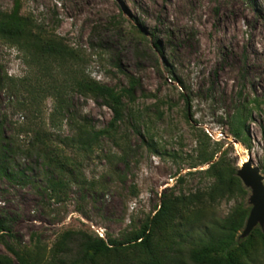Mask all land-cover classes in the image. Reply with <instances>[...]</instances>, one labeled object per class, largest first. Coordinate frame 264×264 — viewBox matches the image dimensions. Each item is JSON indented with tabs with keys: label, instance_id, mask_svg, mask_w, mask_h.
<instances>
[{
	"label": "rangeland",
	"instance_id": "1",
	"mask_svg": "<svg viewBox=\"0 0 264 264\" xmlns=\"http://www.w3.org/2000/svg\"><path fill=\"white\" fill-rule=\"evenodd\" d=\"M88 1L0 0V12L18 7L43 36L73 48L78 75L118 91L131 77L138 82L113 137H100L88 151L55 142L80 165L72 175L80 183L53 193L48 178L57 170L35 154L14 157L12 170L26 179L0 175V219L11 227L5 241L47 264L65 232L124 241L166 200L177 207L176 219L153 235L166 264H194L190 248L209 242L243 210L248 217L236 236V246L245 245L241 259L264 264V219L249 227L254 191L238 176L246 160L264 185V0H97L87 7ZM50 70L0 39V122L9 137L29 129L19 136L21 145L33 130L55 140L72 135L67 116L56 114L55 93L41 88L51 78L71 84V68L53 63ZM61 94L75 119L96 129L113 116L102 99L70 89ZM239 112L245 142L233 143L230 125ZM203 154L214 158L204 162ZM219 161L242 182L224 196L214 193L211 167ZM1 254L19 264L3 239ZM141 261L139 249L126 245L95 264Z\"/></svg>",
	"mask_w": 264,
	"mask_h": 264
},
{
	"label": "trees",
	"instance_id": "2",
	"mask_svg": "<svg viewBox=\"0 0 264 264\" xmlns=\"http://www.w3.org/2000/svg\"><path fill=\"white\" fill-rule=\"evenodd\" d=\"M38 28L31 18L20 14V8L18 7L10 13L0 12V39L13 43L19 46L21 50L26 51L32 60L41 64V69L47 74L52 73L50 68L53 63L55 65H67L71 68L70 72L66 74L71 79V84L67 83L68 81L59 84L55 78H51L41 88L43 91L55 93L56 114H65L67 116L72 135L64 137L60 135L57 136L58 140H55L52 133H42V131L33 130L34 134L30 142L21 145V141L18 138L22 133L29 132V129H17L16 137H9L3 133V122H0V175L10 180L16 179L17 176L21 177L22 180L26 179L24 171L16 173L12 170L14 157L19 154H35L38 158L44 159L47 167L57 170L54 172V177L48 178L49 189L57 194L58 191L66 190L72 184L80 183L72 177L74 173H77L80 165L64 149L54 148L55 142L59 141L60 144L68 148L71 147L73 150L88 151L97 145L100 137H113V134L127 117L126 111L129 104L126 102L125 97L130 103H134L135 88L138 82L134 77H131L130 86L118 91L113 87L101 85L90 78H86L84 74L82 76L78 75V69L74 68L76 57L74 49L61 40L46 38ZM6 79L11 84L13 83L8 76H6ZM13 88L15 87L11 85L12 90ZM67 89L102 99L103 104L113 114L108 125L104 128L96 129L85 118L81 120L75 119L71 114L69 102L61 94L62 91ZM28 91L31 96V90L28 89ZM23 103L25 104V102ZM133 128L138 130L135 123ZM230 132L235 139L245 142L246 125L240 112L232 117ZM213 158L214 154H203L204 162L212 161ZM262 166L264 171V160ZM211 169L217 179L214 193L224 196L231 193L236 187H241L242 182L236 176V171L224 167L221 161L212 164ZM82 183L84 184V181ZM177 212L175 205L163 200L156 214L152 218H148L137 233L124 241L110 240L107 242L103 238L93 237L84 232L67 231L60 236L55 245L52 260L47 262V264H95L99 256L113 249L117 250L126 247V245L139 249L143 256L141 264H166L169 258L166 260V256L160 255L154 245V230L166 231L174 223ZM247 217L248 210H243L236 216L235 220L230 222L228 227L222 229L223 231L220 234L218 233L210 238L209 242L200 243L190 248L188 251L190 260L194 264H245L241 259V248L245 249V245L236 246V236L245 226ZM10 232L11 227H8L0 219V239L4 240L8 250L14 255L19 264H44L43 257H33L30 252L17 249L14 245L5 241L6 235ZM261 236L264 245V233H261ZM0 264H14V261L10 257L1 254Z\"/></svg>",
	"mask_w": 264,
	"mask_h": 264
},
{
	"label": "water",
	"instance_id": "3",
	"mask_svg": "<svg viewBox=\"0 0 264 264\" xmlns=\"http://www.w3.org/2000/svg\"><path fill=\"white\" fill-rule=\"evenodd\" d=\"M233 143H237V139H233ZM238 176L243 182L251 186L254 191L252 202L254 208L252 210L249 227L252 228L257 221L262 218L264 219V185L262 184V177L259 170L254 168L252 164H247L239 170Z\"/></svg>",
	"mask_w": 264,
	"mask_h": 264
},
{
	"label": "bare ground",
	"instance_id": "4",
	"mask_svg": "<svg viewBox=\"0 0 264 264\" xmlns=\"http://www.w3.org/2000/svg\"><path fill=\"white\" fill-rule=\"evenodd\" d=\"M95 3H97V0H89V1H88V4H87V7L94 6ZM97 6H98V5H97ZM241 166H242V168L247 166V162H246V160H243V161H242Z\"/></svg>",
	"mask_w": 264,
	"mask_h": 264
}]
</instances>
